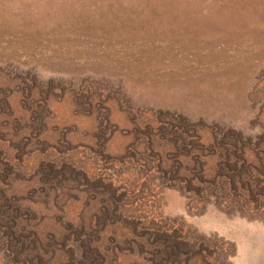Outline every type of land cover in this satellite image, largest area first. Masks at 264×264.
I'll return each instance as SVG.
<instances>
[{"label":"rangeland","instance_id":"374dc122","mask_svg":"<svg viewBox=\"0 0 264 264\" xmlns=\"http://www.w3.org/2000/svg\"><path fill=\"white\" fill-rule=\"evenodd\" d=\"M0 264H264V0H0Z\"/></svg>","mask_w":264,"mask_h":264}]
</instances>
